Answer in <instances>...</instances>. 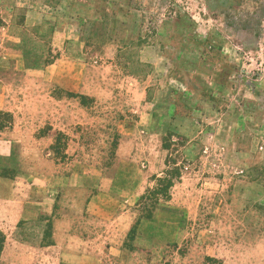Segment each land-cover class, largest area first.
I'll list each match as a JSON object with an SVG mask.
<instances>
[{
  "label": "rangeland",
  "instance_id": "374dc122",
  "mask_svg": "<svg viewBox=\"0 0 264 264\" xmlns=\"http://www.w3.org/2000/svg\"><path fill=\"white\" fill-rule=\"evenodd\" d=\"M47 18L101 88L22 94L0 70V176L33 186L21 237L51 248L0 264H264V0H52Z\"/></svg>",
  "mask_w": 264,
  "mask_h": 264
},
{
  "label": "crops",
  "instance_id": "0c3cea01",
  "mask_svg": "<svg viewBox=\"0 0 264 264\" xmlns=\"http://www.w3.org/2000/svg\"><path fill=\"white\" fill-rule=\"evenodd\" d=\"M39 2L43 4V8L37 7ZM47 9L48 12H52V0H0V48L5 50L8 48V53L0 56V70H14L22 77L20 80L22 94H43L46 90L53 89L76 95L91 93L96 97L95 88L101 86L97 87L98 84L96 85L88 73L83 45L79 39L55 44V39L62 36L66 29L65 27L58 29L54 26L47 18ZM52 47L63 52L59 54V51L53 50ZM51 52H57L59 55L50 63L44 64V57ZM207 83L211 89H214V83L211 81ZM2 86L3 84L0 83V89ZM3 110L4 93L2 92L0 111ZM224 112L226 110L215 112L211 119H208L207 115L201 116L203 122L211 120L228 122L229 112ZM172 115L173 117L176 115L174 110ZM152 117L158 116L152 115ZM243 119L247 121V117ZM140 120L142 123L145 121L144 113L140 115ZM169 122L168 117L162 119L164 127ZM13 139L12 135L0 131V161L11 157ZM260 150H264V147L261 146ZM28 186L29 189L24 188L21 173H18L13 180L0 176V230L6 238L0 261L7 257L11 248L17 253L22 251L28 253L32 261H37L32 257L43 256L51 251V248H41L38 245L34 247L35 245L32 246L27 239L21 237L22 233L30 235L34 229L33 224L39 221L38 216L31 211L37 205L31 196L34 193L33 186L29 184ZM55 238L57 243V234ZM36 241L38 242L39 239L37 238ZM124 259L127 260L126 257Z\"/></svg>",
  "mask_w": 264,
  "mask_h": 264
},
{
  "label": "trees",
  "instance_id": "16d2710c",
  "mask_svg": "<svg viewBox=\"0 0 264 264\" xmlns=\"http://www.w3.org/2000/svg\"><path fill=\"white\" fill-rule=\"evenodd\" d=\"M69 97H72V98H75V97L78 98L79 97V98H81L83 100V97L78 96V95H74V94H70ZM172 187H173V184H170V185L167 186V189L169 190ZM5 241H6V238H5L4 234L0 230V257L2 255L3 250H4Z\"/></svg>",
  "mask_w": 264,
  "mask_h": 264
}]
</instances>
